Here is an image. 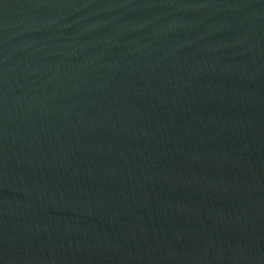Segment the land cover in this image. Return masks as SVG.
Instances as JSON below:
<instances>
[{
    "label": "water",
    "instance_id": "obj_1",
    "mask_svg": "<svg viewBox=\"0 0 264 264\" xmlns=\"http://www.w3.org/2000/svg\"><path fill=\"white\" fill-rule=\"evenodd\" d=\"M0 264H264V0H0Z\"/></svg>",
    "mask_w": 264,
    "mask_h": 264
}]
</instances>
